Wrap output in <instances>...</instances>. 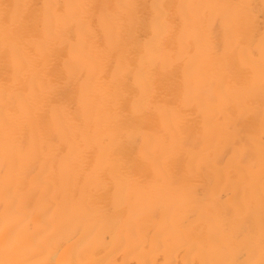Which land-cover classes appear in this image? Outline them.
<instances>
[{"label": "bare ground", "instance_id": "bare-ground-1", "mask_svg": "<svg viewBox=\"0 0 264 264\" xmlns=\"http://www.w3.org/2000/svg\"><path fill=\"white\" fill-rule=\"evenodd\" d=\"M0 264H264V0H0Z\"/></svg>", "mask_w": 264, "mask_h": 264}]
</instances>
